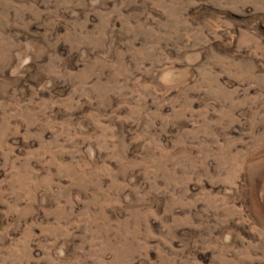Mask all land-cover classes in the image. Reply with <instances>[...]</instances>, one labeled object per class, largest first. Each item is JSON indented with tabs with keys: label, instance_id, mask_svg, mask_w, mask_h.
I'll return each instance as SVG.
<instances>
[{
	"label": "rangeland",
	"instance_id": "1",
	"mask_svg": "<svg viewBox=\"0 0 264 264\" xmlns=\"http://www.w3.org/2000/svg\"><path fill=\"white\" fill-rule=\"evenodd\" d=\"M0 264H264V0H0Z\"/></svg>",
	"mask_w": 264,
	"mask_h": 264
}]
</instances>
